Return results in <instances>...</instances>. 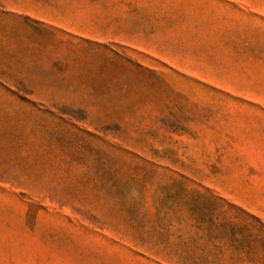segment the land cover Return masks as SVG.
<instances>
[{
  "label": "rangeland",
  "instance_id": "374dc122",
  "mask_svg": "<svg viewBox=\"0 0 264 264\" xmlns=\"http://www.w3.org/2000/svg\"><path fill=\"white\" fill-rule=\"evenodd\" d=\"M0 264H264V0H0Z\"/></svg>",
  "mask_w": 264,
  "mask_h": 264
}]
</instances>
